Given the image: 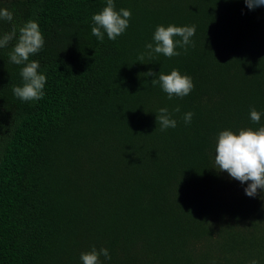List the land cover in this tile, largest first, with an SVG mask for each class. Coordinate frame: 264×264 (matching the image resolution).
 Segmentation results:
<instances>
[{
    "label": "trees",
    "instance_id": "obj_1",
    "mask_svg": "<svg viewBox=\"0 0 264 264\" xmlns=\"http://www.w3.org/2000/svg\"><path fill=\"white\" fill-rule=\"evenodd\" d=\"M113 2L129 26L100 41L92 16L107 0H0L14 17L0 35L38 23L45 43L29 61L47 78L42 99L16 97L17 41L0 48V264H82L93 247L110 253L101 264H264V191L249 197L214 163L219 132L264 126V6ZM170 24L195 26L194 46L150 53ZM173 69L192 78L187 96L145 74ZM163 107L175 128L157 125Z\"/></svg>",
    "mask_w": 264,
    "mask_h": 264
},
{
    "label": "clouds",
    "instance_id": "obj_2",
    "mask_svg": "<svg viewBox=\"0 0 264 264\" xmlns=\"http://www.w3.org/2000/svg\"><path fill=\"white\" fill-rule=\"evenodd\" d=\"M244 2L249 9L264 6V0H244ZM130 17L131 11L129 9L122 8L117 11L113 0H107V6L92 16L91 33L100 41H103L105 33L109 39L115 40L128 28ZM13 18V13L9 9L0 8V21L11 22ZM194 35L195 26L159 25L153 34L155 46L153 43H148L145 47L150 50V53L163 54L170 58L180 55V52L176 50L177 46L185 49V51L189 44L194 46V42L191 40ZM177 37L179 39H176ZM13 39H16L17 42L9 53L10 62L23 65L20 73L23 78V85L14 86L13 92L16 97L23 101L42 99L46 75L38 71L40 64L37 60L29 61L30 56L37 54L45 43L38 23L33 20L27 21L19 28L18 36L15 27L11 32L0 35V48L6 47ZM139 61H143V55ZM145 74L155 76L152 79L153 86L159 84L169 99L173 96L181 98L187 96L194 87L192 78L181 74L177 69H173L168 74L160 71L158 78L152 70ZM174 111L179 112L180 108L177 107ZM192 116L193 113L191 112L185 113L183 116L185 123H190ZM250 119L254 123H259L261 120V113L254 107L250 110ZM156 122L161 131L170 127L175 128L177 125V121L171 118L167 107L158 110ZM214 163L218 171L227 172L231 178L240 181L242 184L248 182L245 193L249 197L256 196L258 191H264V126L258 129L248 127L238 131L225 129L219 132L215 146ZM101 255L107 260L111 259L107 248L97 250L94 247L90 251L81 253L80 259L82 264H101ZM249 264H258V261L253 259Z\"/></svg>",
    "mask_w": 264,
    "mask_h": 264
}]
</instances>
